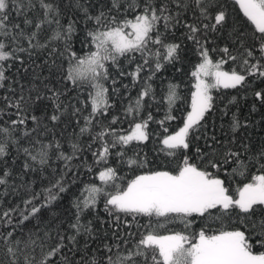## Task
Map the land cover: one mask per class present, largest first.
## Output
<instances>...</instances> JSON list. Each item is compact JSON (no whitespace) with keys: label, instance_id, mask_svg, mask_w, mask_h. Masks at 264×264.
<instances>
[{"label":"trees","instance_id":"trees-1","mask_svg":"<svg viewBox=\"0 0 264 264\" xmlns=\"http://www.w3.org/2000/svg\"><path fill=\"white\" fill-rule=\"evenodd\" d=\"M141 13L150 29L133 45L98 41ZM204 53L242 79L212 85L167 146ZM139 123L144 138L130 136ZM185 164L231 200L264 174V25L235 0H0V264H177L152 238L229 230L264 253L263 198L201 211L115 201L142 174L180 189Z\"/></svg>","mask_w":264,"mask_h":264},{"label":"rangeland","instance_id":"rangeland-1","mask_svg":"<svg viewBox=\"0 0 264 264\" xmlns=\"http://www.w3.org/2000/svg\"><path fill=\"white\" fill-rule=\"evenodd\" d=\"M247 8L246 13L258 25H264V10L258 7ZM124 27H112L103 30L98 41H108L117 48L133 45L150 29V20L145 13L130 20ZM194 80L191 94V105L183 124L173 133L165 135L163 142L167 146L181 144L185 141V133L208 106L210 101L209 88L212 85L228 86L238 83L242 74L236 70H228L220 66L204 53L200 62L193 70ZM130 136L144 138L145 133L137 124ZM186 180H182V187L171 186V179L161 183H154L151 174H142L125 192L114 197L115 201L127 207L150 206L161 211L186 210L201 211L213 204H226L230 201L247 203L256 198H263L264 203V174H258L255 180L244 184L233 200L225 193L220 177H208L193 164H185L181 171ZM172 175V174H171ZM159 177V175H157ZM170 177V175H169ZM183 179V178H182ZM174 183V182H173ZM181 196H173L183 192ZM183 206V207H181ZM158 243L162 257L166 262L177 264H264V253H250L243 243L240 230L221 231L212 235L202 236L198 242L188 244L181 233H168L165 238H152Z\"/></svg>","mask_w":264,"mask_h":264},{"label":"water","instance_id":"water-1","mask_svg":"<svg viewBox=\"0 0 264 264\" xmlns=\"http://www.w3.org/2000/svg\"><path fill=\"white\" fill-rule=\"evenodd\" d=\"M241 8L253 7L255 4L252 0H235Z\"/></svg>","mask_w":264,"mask_h":264}]
</instances>
